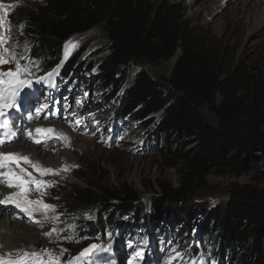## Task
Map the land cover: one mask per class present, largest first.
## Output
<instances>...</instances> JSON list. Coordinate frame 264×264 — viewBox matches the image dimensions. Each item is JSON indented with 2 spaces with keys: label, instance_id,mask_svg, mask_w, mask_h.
Here are the masks:
<instances>
[{
  "label": "trees",
  "instance_id": "trees-1",
  "mask_svg": "<svg viewBox=\"0 0 264 264\" xmlns=\"http://www.w3.org/2000/svg\"><path fill=\"white\" fill-rule=\"evenodd\" d=\"M187 13V6L168 0H45L20 11L28 56L41 68L59 63L67 39L102 27L107 41L100 56L83 65L78 51L64 61L61 74L93 71L99 87L116 102L115 114L151 128L163 162L178 174L176 187L158 181V192L148 196L126 184H87L65 198V209L74 214L77 229L89 232H112L127 224L144 234L145 211L157 231L166 219L184 230L198 218L202 247L189 252L195 264H264V188L233 184L213 207L195 200L208 171L220 176L264 172L259 170L264 165V62L232 64L214 38L189 26ZM176 53L168 79H154L140 69L121 89L135 60L160 63ZM203 106L215 125L200 114ZM183 139L192 145L181 148L183 141H176Z\"/></svg>",
  "mask_w": 264,
  "mask_h": 264
},
{
  "label": "rangeland",
  "instance_id": "rangeland-1",
  "mask_svg": "<svg viewBox=\"0 0 264 264\" xmlns=\"http://www.w3.org/2000/svg\"><path fill=\"white\" fill-rule=\"evenodd\" d=\"M150 1L157 3L161 0ZM168 1L187 6L186 22L189 26L199 34L214 38L221 48L227 51L228 61L232 64L239 60L257 65L264 62V27L250 32L253 22L251 15L256 11L253 5L247 7L250 11H245L232 0L224 1L217 11L209 13L207 12L209 0ZM44 2L45 0H0V5H3L0 8V17L4 19L0 34L8 38L5 47L14 51L18 58L22 57L19 60L20 64L31 70L30 76L22 77L32 80L31 86L21 87L16 98L17 104L23 103L26 99L25 103L31 105L21 106L18 112L19 125L22 122H30L33 120L31 117L36 116L37 118L46 116V119L54 124L61 123L67 131L63 134L67 140L56 137L54 141L67 142L70 147L68 151L73 156L74 162L65 165L66 171L65 167L63 169L67 175L65 181L55 179L58 175L54 174L50 176L51 182H48L47 176L41 180L52 185L45 187L48 192L46 195L40 194V196L47 204L56 207L55 213L59 218L53 223L49 220L50 223H45L41 229L37 228L44 224L36 225L29 221L28 224L24 223L28 228L43 230V235L52 228H56L57 232L50 237L41 234L38 240L24 247L17 239L15 241L17 247H13L12 251L18 249L16 252H19L21 249L30 252L33 248H41L36 253L48 250L53 256L60 257V250L67 249V252L60 257L62 264H68L69 260H72L73 264H193L189 256L191 247H202V234L199 229L201 219L198 218L191 222L190 228L184 230L166 219L167 221L159 222L162 228L161 231H157L153 229V222L148 220V211H145L148 229L144 234L127 224H120L116 231L109 233L104 230L94 232L79 230L74 225L75 216L71 210L65 209L64 200L71 196L75 189H83L87 184H92L96 188L126 184L139 195L148 196L158 192V181L176 187L178 174L176 169L167 167L163 162L158 151L159 147L154 143L155 136L151 128L144 129L138 122L129 123L127 119L115 114L116 102L111 99L110 93L99 87L93 71L87 72L84 69L80 74L66 78L58 71L61 63L41 68L39 63L30 59L25 23L19 13L26 8L35 9ZM106 41V35L100 26L73 36L63 44L61 61L64 62L79 51L82 54L83 65L93 63L105 48ZM172 58L160 63H148L143 59L135 60L121 89L131 83L135 73L140 69H145L154 79H168L175 63H171ZM9 69H14V65L5 64L0 71ZM48 73L52 75L49 76ZM7 87V84L0 85V88L7 89ZM219 101L220 97L217 96L216 102ZM44 106L46 107L43 108ZM5 112L9 113L10 110L5 109ZM200 114L210 124L217 123L208 106L201 107ZM4 134L0 136V140ZM84 140L87 142L86 146L80 149L78 142L84 143ZM182 141L183 149L192 145V141L186 139L177 140L176 143ZM172 146L177 148L174 142ZM53 155H57L54 158L59 164L60 152ZM259 170L263 171L264 165L261 164ZM32 173L34 176L40 175L37 172ZM249 183L264 188V172L259 174L256 171H247L239 176H220L208 171L205 175V187L197 192L195 200L197 203L213 207L226 199L233 184ZM86 218L93 222L89 215ZM33 224L38 227L35 228ZM138 235L140 239L137 238ZM182 236L183 239L177 245L178 239ZM142 237L146 238L143 240ZM185 242L189 243L185 244ZM91 245H96V248L79 260L74 259ZM100 255L103 259L95 262ZM47 258L45 256V259Z\"/></svg>",
  "mask_w": 264,
  "mask_h": 264
},
{
  "label": "bare ground",
  "instance_id": "bare-ground-1",
  "mask_svg": "<svg viewBox=\"0 0 264 264\" xmlns=\"http://www.w3.org/2000/svg\"><path fill=\"white\" fill-rule=\"evenodd\" d=\"M224 1H231V0H209V9L207 10V12L212 13L217 11L223 5L222 2ZM232 1H234L236 5H240L245 11H250L247 9L248 6L253 5V7L256 8L257 12L254 11L253 15H251L253 17V22L251 24L252 27L250 31L251 33L259 28L264 27V0H232ZM178 55L179 54L176 53L173 56L171 61L172 64L176 61ZM25 102L26 99L23 101V103L17 104V108L11 109L10 112L6 113L5 116L0 117V121L7 119L13 131L16 133V136L12 137L4 134L5 132L3 130H0V136L4 134L1 140L5 141L2 145H0V152L20 153L21 155L28 156L31 158L33 162H38L39 165L43 168H51L57 170L59 174L55 179L65 181L67 175L63 169L65 165H69L72 164V162H74L73 156L69 153L68 149L70 147H68L67 142L65 140H62L60 141V143H57L56 140L54 141V139L58 137L59 134H65L67 132L66 129L62 126L61 123L54 124L53 122H49L48 119H46L47 118L46 116L45 117L40 116V118H37L38 116L31 117L33 120H31L30 122H22L19 125L18 112L21 106L24 107L31 106V105H27V103ZM45 107L46 106H44L43 108ZM36 128H52L55 130V133L50 134L48 138L43 139L42 143L37 144L34 143L33 140L30 139L29 136L27 135V130L29 129L34 130ZM86 143L87 142L85 140L84 143L80 141L78 142V147L82 149L83 146H86ZM58 151L61 154L60 157H58V160L62 162V163L59 162V164L56 163L57 162L56 158H54L57 155H53L55 153H58ZM21 166L26 168L30 172H37L29 165L21 163ZM4 171H6V168L4 169ZM35 176H37V178H39L40 180L45 179L44 176H47L46 179L48 180V182H51L50 176H52V174H47L43 176L35 175ZM6 188L7 187H5V185L0 184V194H8L10 192L16 191L15 189H9V188L6 189ZM47 193L48 192L46 191V188H44L43 194L46 195ZM40 194L41 192L36 191L35 185H33L32 190L30 191L29 198L32 200H42L44 203H46L43 197L40 196ZM0 198H3V196H0ZM31 207H33V218L35 220L41 221V224H44V225H40L39 226L40 228L38 226H37L38 228L36 227L37 224L36 225L33 224L35 225V228L41 229L42 226H45V223L46 224L50 223L49 220H51L52 223L56 220L54 218L57 217V213H55V211L48 210L47 212H45V210L40 208L39 206H31ZM33 218H29L23 211H21V209L16 208L12 204H8L7 206L0 204V255L10 253L13 247H17L15 245L17 244L15 243L17 239H19L20 245L24 247L28 243H31L34 240H38L43 235V230L37 231L35 229H31L25 226L24 223H27V221H29L30 223L33 222ZM39 249L41 248L38 249L33 248L30 252H36L39 251ZM16 251L15 252L12 251L11 253L15 254L17 253ZM19 251H21V249Z\"/></svg>",
  "mask_w": 264,
  "mask_h": 264
},
{
  "label": "snow or ice",
  "instance_id": "snow-or-ice-1",
  "mask_svg": "<svg viewBox=\"0 0 264 264\" xmlns=\"http://www.w3.org/2000/svg\"><path fill=\"white\" fill-rule=\"evenodd\" d=\"M3 5H0L2 8ZM4 24L3 17H0V27ZM22 27V26H21ZM8 43V38L3 34H0V68L5 64H13L14 69L8 71H0V85L7 84V89L0 88V117L6 115L5 109L17 108L16 98L19 95V89L25 85L31 86L32 80L23 79V76H30L31 70L27 66L20 64L16 53L10 50L5 45ZM75 47V45H72ZM54 72L56 70H53ZM49 76L52 73H48ZM0 130H3L6 135L15 137L16 133L13 131L7 119L0 121ZM35 133V135H34ZM55 133L52 128H36L34 130H27V135L34 143L40 144L43 139L48 138L50 134ZM58 138L67 140V137L63 134H59ZM5 141L0 140V145ZM21 163L31 166L35 171L39 172L41 176L47 174L58 175L57 170L51 168H43L38 162H33L30 157L21 155L20 153H3L0 152V184L5 185L9 189H15L16 191L8 194H0L3 198H0V204L8 205L12 204L16 208L21 209L29 218H33V207L39 206L44 209L55 211V206L44 203L42 200H32L29 198L32 186L35 185V190L43 194L45 187L52 186L47 182H43L37 179L32 172H29L26 168L21 166ZM7 168L8 171H4ZM67 170V167L64 169ZM58 219L59 217H54ZM33 223L41 224V221L33 218ZM54 232H57L56 228H52L49 232L44 233L46 236H51ZM96 248V245H91L90 248L84 249L78 257L74 258L79 260L81 257L86 256L92 249ZM67 252V249L60 250V257ZM48 257L45 259L44 257ZM60 257L53 256L48 250H42L40 253L19 251L15 254L7 253L0 255V264H62ZM179 257V253H177ZM68 264H73L72 260L68 261Z\"/></svg>",
  "mask_w": 264,
  "mask_h": 264
}]
</instances>
